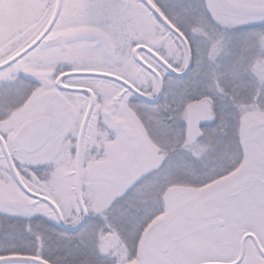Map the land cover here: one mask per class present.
<instances>
[{"label": "snow or ice", "instance_id": "1", "mask_svg": "<svg viewBox=\"0 0 264 264\" xmlns=\"http://www.w3.org/2000/svg\"><path fill=\"white\" fill-rule=\"evenodd\" d=\"M0 264H264V0H0Z\"/></svg>", "mask_w": 264, "mask_h": 264}]
</instances>
